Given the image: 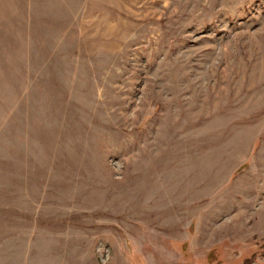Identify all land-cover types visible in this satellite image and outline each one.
<instances>
[{
	"label": "rangeland",
	"instance_id": "1",
	"mask_svg": "<svg viewBox=\"0 0 264 264\" xmlns=\"http://www.w3.org/2000/svg\"><path fill=\"white\" fill-rule=\"evenodd\" d=\"M0 264H264V0H0Z\"/></svg>",
	"mask_w": 264,
	"mask_h": 264
}]
</instances>
